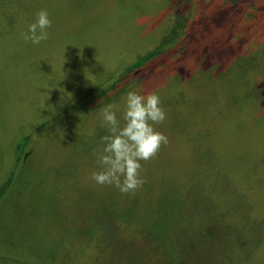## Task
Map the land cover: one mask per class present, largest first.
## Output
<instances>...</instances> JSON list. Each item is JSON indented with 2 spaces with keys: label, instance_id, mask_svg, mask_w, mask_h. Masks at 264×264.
I'll return each instance as SVG.
<instances>
[{
  "label": "rangeland",
  "instance_id": "rangeland-1",
  "mask_svg": "<svg viewBox=\"0 0 264 264\" xmlns=\"http://www.w3.org/2000/svg\"><path fill=\"white\" fill-rule=\"evenodd\" d=\"M41 10L49 39L25 42ZM130 91L160 97L168 144L123 194L91 173L102 109L123 126ZM11 176L0 264H264V0H0V189Z\"/></svg>",
  "mask_w": 264,
  "mask_h": 264
},
{
  "label": "clouds",
  "instance_id": "clouds-1",
  "mask_svg": "<svg viewBox=\"0 0 264 264\" xmlns=\"http://www.w3.org/2000/svg\"><path fill=\"white\" fill-rule=\"evenodd\" d=\"M51 27L49 13L41 10L28 31L22 34L23 39L39 45L49 39L48 29ZM160 105V97L155 93L141 95L135 91L128 92L123 126L113 111L115 105L109 104L102 109L109 134L102 137L104 147L93 153L101 168L91 173L93 181L100 186H115L123 194L135 193L143 186L145 181L141 177V161L155 159L162 146L168 144L167 136L154 127L166 120V113Z\"/></svg>",
  "mask_w": 264,
  "mask_h": 264
},
{
  "label": "trees",
  "instance_id": "trees-1",
  "mask_svg": "<svg viewBox=\"0 0 264 264\" xmlns=\"http://www.w3.org/2000/svg\"><path fill=\"white\" fill-rule=\"evenodd\" d=\"M226 3L228 4H232V5H236L238 0H225ZM178 29V27L176 26L173 29V33ZM169 41V37H167L162 44L157 47L155 50L149 52L148 54L141 56L138 61L129 68L128 70V74H132L135 71L137 72L138 70H140L143 67H146L147 65H149L150 63L154 62L155 59H157L158 57L162 56L165 54V45L168 43ZM129 76V75H128ZM126 75L122 76L120 80H118V82H116L112 87H110V90H114L117 88V86L123 82L126 79ZM30 141V136L24 138L23 142L18 145V149L19 151L22 149L23 146H25L26 143H28ZM12 179L13 176H11L10 178H8V180L5 182V185H3L0 189V196L4 195L5 193L8 192V190L11 187L12 184Z\"/></svg>",
  "mask_w": 264,
  "mask_h": 264
}]
</instances>
